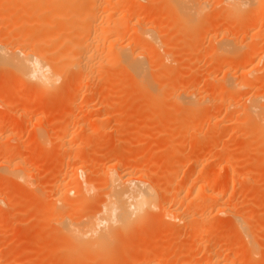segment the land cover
<instances>
[{
  "label": "rangeland",
  "instance_id": "obj_1",
  "mask_svg": "<svg viewBox=\"0 0 264 264\" xmlns=\"http://www.w3.org/2000/svg\"><path fill=\"white\" fill-rule=\"evenodd\" d=\"M145 1H146L145 3L146 5H147V2H152L151 0H145ZM160 1L161 2H159V0H155V1L153 0L151 4L154 3L156 5L157 4L156 2H159L158 3L159 5L160 3L163 4V0H160ZM202 1L207 2V6H206L207 8H205L206 10L204 12V17H202L203 20H200L202 21L201 25L203 28L200 27L199 30L196 32V34L189 35L187 32L188 34L187 35L185 34V31H186L185 29L184 30L181 29L182 31H180L181 27L177 28L179 24H177L176 20H174L175 17L171 15L173 18L171 19L170 16L168 17L166 15V12L164 10H163L164 15L163 14L159 15L160 16L159 21H160L161 27L159 26L160 28L158 27L157 29L158 36L156 38H157L158 44L155 43L156 47L154 46L155 47L154 54L156 52L157 53L159 52V53L157 54V56L154 55V58L153 57L151 58L152 60L149 59V62L151 60V62L149 63V65L151 64L150 65L151 67H149L150 69L149 74H150V77L155 82L154 83L155 84L154 86H156L155 89L159 90V88H162L159 91L155 90L157 94L153 92V95L154 96L158 95L157 101L159 100L161 102L160 103L161 105L163 106L165 105V107H169L170 112H171V108L173 110L172 112L175 111L174 108H176V111H178L177 110L178 107L176 105H173L170 102L171 99H169L170 96L168 97V93L166 89V85L169 79L168 75L170 73L169 69L171 70L173 69L174 72H177V75H178L176 76L177 80L175 79L177 81L176 85L187 84L193 78H196L194 77V75L199 77V79H197L198 77L196 78L197 83L195 84L197 92L200 93L201 91V93L209 94L211 98L209 101L206 102L205 106L202 109H200L203 114H201V117L199 118L197 116V118L200 120L199 125L197 123V120L194 121L195 119L192 121V125L190 123V126H191L190 134L193 132V128H194L193 126L197 127V129L200 131L199 140L197 141L199 144L198 143L197 144L199 147L204 148L203 152H197L195 148L190 147L188 145L185 147L176 148V150L179 149L177 152L176 150H173L175 148V145L173 146L174 148L170 146L171 148H173L172 150H170L168 147L169 145L167 146V144L169 143L168 141L170 140L169 135L167 134L169 133V131H167L166 133V131L163 130L165 128L164 126H166L163 120L166 118L164 114H163L164 119L163 117L161 118L160 117L161 115L159 116L160 112L158 113L157 111L159 109H161V111H164L165 109L164 110L162 109L164 107L158 105L159 101L156 104L155 103L151 104L150 101H148L147 97L145 98V96H143L142 94L139 95L138 92L136 93L135 90L133 91L132 85L129 83V80L127 81L125 77H122L120 72H118L119 71L118 67L114 65L113 61L111 60H105L102 63L101 67L99 68L100 72L105 77L104 80L101 78H98L99 73L97 72L95 74L96 77L94 79H91L86 82L79 81L78 76H76L74 72H69V71L67 72L68 68H64V65L57 64L60 67V70H61L60 72L62 73L61 75L63 77L58 80V82L56 83V87L53 90H49L46 92H41L40 89H38V87L35 86V82L33 80L32 81L20 80L18 77L15 76L14 72L10 70L7 66H3L2 68H0V101L2 102V103L0 102L1 104L0 117L2 118L4 117L3 121L5 125L7 126L6 127L4 124L1 125L2 122L0 123V133L2 134V132H4L2 135L0 134L1 136L0 137V148L4 147L3 144L6 142H8L5 144L6 146L7 145L15 146V144L17 145V141H18V146H21V149H22L21 151L23 152V158L25 159V162L27 163L28 161V164L30 165L29 169H31V166H32V169H33L32 171L34 173L31 172V175H32L31 177L33 178V180L32 179L31 180L35 182V183L32 182V186L34 185L33 187L32 186L23 187L22 185L21 187L17 183L14 184V182L13 183L8 182V184H6L7 186L5 188V191L2 192V193L6 192L8 201H6V205H4L3 203L4 206L2 208H3L4 213L2 217H0V238H1L0 239V264H57V263L58 264H65V263L66 264H100V263L101 264H125L126 262H127L126 264H128L132 261H133V264H136V263L142 264L143 263L142 261H144L143 264H146V263L156 264L158 261H161V262L164 261L166 262V264H195L196 261H197L196 263H201L205 260L204 259L205 257L203 256L204 254H202L201 250H202V245L207 240V238L217 239V242L219 241L220 244H221V241H223L221 244L222 247L221 246L217 247V249L220 250L219 253L221 255V258L233 257L229 255L231 254L230 252L228 254V247L231 242H235V241L237 242L239 240L238 243L243 242L246 246V242L248 240L244 238L240 233L235 232L234 229L232 228L233 224L231 220L232 219L231 215L229 214L230 218L228 214H223L222 216L220 215V217H218V215L216 216L215 211H216L217 206L215 205L216 207L213 206V209H212V206L211 207L208 206L209 208L208 207L206 208V212L208 210L207 214L209 213L208 216L211 215L208 218L209 220H211L212 223L214 222L213 223L214 227L212 226V229L210 228L209 231L208 229L204 231L201 230V232L199 230V234L197 233L198 240L196 239L195 240L196 242L192 241V238H189L191 237L190 236L191 232H193L191 230H194V229L196 230V227L192 229V226L191 228L189 227V225L187 226L188 223L186 224V221L188 220L185 221V224L179 220H173L172 222L171 219L162 217L160 210H159L160 212H157L158 209L157 210L155 209L156 211L152 210L151 213L149 212V214L144 215L143 221L140 222L141 224H139V222H136L132 225V227L131 226L128 227L129 230L128 229L124 230L125 232L124 231L114 232V235H112V238H110V240H108V242L103 244L102 246L92 245V249L85 250L83 248H80L77 251L71 250V248L67 247L68 248L67 250L63 245H61L62 242H59L61 241V239L59 237H58L59 239L57 238L58 235L56 236V234H58V231H57L58 225L54 221L55 214L49 211L48 209H46L45 208L46 205L44 204L42 206L41 204L37 203L38 205H41V208H39L36 202L33 201L32 199L33 194L35 193V190H37L43 197L46 196L45 200L47 199V201H49L48 199H51L53 198L52 196H55V194H53V191L55 193V192H58L57 190H59V193L61 194L64 192L63 198L65 199V203L71 204L72 206L79 205L78 207H80L79 208L80 210L78 209L79 211L75 212L72 215L73 216L72 219H75V218L79 219L81 216L84 217L88 215H93L97 211V208H99L98 204L102 197L101 195L104 194L105 192L104 190L102 191L101 188H98V186L103 181L104 174L106 172L105 169L108 166L107 165L108 163H106L107 162L106 152L111 150L112 148L113 149L120 148L122 151L121 159H123V161L129 160L127 161V163H129L128 166L125 165L126 167H124L127 171L129 169H130L129 171H131L132 168L134 172L137 171L138 174L136 175L134 174L135 176L133 175V178L135 177L137 178L141 175V177L146 176L145 178L146 179L148 178V180L153 181V178L154 180L157 179L159 180V182L153 181L155 182L154 183L155 186L156 185L158 186V183L161 185L162 182H165L166 180H164L163 178L167 177L169 179L170 181L169 184H168V180L166 181L167 184L164 183L167 186L168 185L169 186L168 187L166 185L162 186V187L164 186L167 187V188L164 187V190L166 193H163L164 191L162 192V190L158 193V194L162 193V196L159 195L161 196V198L159 197V199L164 202V205H166V207L164 206L165 208H168L167 206L169 207L172 206L171 200L173 199V194L176 192L180 184L182 185L183 182L185 183V185L186 184L188 185V183L190 182L193 183L192 181H194L195 178L197 177V175L195 174L196 170L194 168H191V167H194L193 165H195L193 162H196L199 159L200 160L205 159L204 161H207V163L211 165L215 163V159L217 158L216 156H219L221 152H225V151L231 152L232 156H234L233 159L236 158L235 162H233V159H232L233 165L236 163V165H234L235 169L238 168L236 172L240 176L241 174L243 176L245 175L246 176L245 178L241 176L242 179L240 178L239 181H237L236 185L234 186L236 188L233 187L234 190L230 189L231 192L228 191L229 195L227 194L226 200L228 201V199L231 198L228 201V205H230V208H232L234 211L238 210L239 212H243V213L245 212L249 218L251 216H254L253 218L255 220L252 219L251 217L250 218L252 219L251 221H256L257 219L258 222H253V223L251 222L252 225H255V227L252 226L250 223L251 225L249 227L250 230H253V228H256V226H260V225H261L260 227L261 229L264 228V227L262 228V226H264V177H263L264 175L262 174L264 172V168L260 167L261 170L262 169L263 170L262 171L258 170V167H257L258 162L256 161L257 154L259 156L261 155V153L259 152V150L261 149L259 143L261 142L259 143L257 142L256 145H254L255 144L254 142L256 141L253 140L255 135L251 134L252 131L251 133H249L250 130L245 131L247 132V134L249 135L251 134L250 135L252 138L251 140L250 136L248 137L247 134H245L246 135L245 136L243 134L244 132H242L240 129L237 130V127H239L238 125L237 126L233 125L234 123L231 122V120H233L234 122V119H232L233 117H231V115L234 116V118L236 115H240L239 107L244 102V100L242 101V99L245 98V96L247 97L248 95L249 96L252 95L253 94L252 92H254L255 89L257 90L259 89L260 91H262V88L264 87V60L259 61L260 58H258V57H261L260 56L261 54L257 53L254 56L251 55V57H249V59L253 58L254 60L251 64H249V68L253 69L254 71V73L252 74L253 76L251 77L254 79V81H253L252 87L243 89L242 96H240L241 94H239L235 97L236 100L239 102V105H240L239 107L237 108L233 107L230 110H228L231 112L226 113V111H224L225 105H224V101L222 100V98H220V96L216 94V91L211 93V89L214 85L213 84L214 82H212L211 77L212 78L213 76L217 77L216 75H218V78H219V76L221 75L220 73H222V70L227 68L226 67L227 65L225 63L221 65V62L219 63L217 59L214 60L215 58L214 59H212L213 57L211 58L213 49L214 47H216L215 46L216 42L219 41L218 39L221 38V35H223L225 32L228 35H231V37H234V41L237 40L238 43L240 42L239 45L237 44L238 47L240 45L242 46V47L240 46L241 49L240 48L238 49L239 54H240V51L243 52L244 49L246 50V47L252 46V45H255L256 48H258V50L261 49L264 43V40H263L264 36L261 35L262 34L260 33L261 31H258L259 24L255 22H252V24L256 25V27L253 26L252 24L250 25V23H248L249 25L247 24L248 26L245 23L243 24L239 22V25L237 23L236 29L239 32L236 30L237 33H235V29L234 27L233 28L231 27V23H230L233 20L231 19L229 22V20H226V18H224L225 17L224 14L222 15L225 9V6L223 3H221L220 0H202ZM0 2H1L0 4H2L3 2L5 6L7 4L6 7L8 8V10L4 11V9H1V8H4L5 6L0 7V39H1L5 35H8V33L10 36H12L11 34L14 35V33L18 34L19 27L13 28V25L15 23H18L17 21H19V19L17 20L16 18L19 17V14L21 15V12L22 13L24 12L19 11L20 13L17 12L18 14H16L15 16L13 15L12 12H15L17 8H14L13 6L12 8L15 10L11 11L10 9L12 8L8 7V6L13 5V0H0ZM157 9L158 8L156 7V10ZM39 12L36 10L35 5L33 4L31 12L28 13L26 16V20H27L26 22L34 26L41 25L43 30H46L48 26L46 25V23H43V20L41 19L40 17L41 15ZM263 12L264 11L262 10V13ZM23 15L25 16L26 13L22 14L21 18L24 17ZM147 16L148 15L145 16V19L147 18ZM148 17L150 19V16ZM142 19L144 20V18ZM15 20L17 21L15 22ZM204 21H206L208 25L206 24V22L204 24ZM131 22H132L131 20L128 21V26ZM175 22L177 25H175ZM226 22L228 23V26H230L229 28H231V30L229 29L230 32L228 31L226 32V30H224V28L227 26ZM247 27L249 29L248 31L250 35L253 32L255 34L259 33L258 35H255V40L250 39L249 38L250 35H245L242 32L243 30L247 29ZM20 29H23V28H20ZM129 35L130 34L128 32L125 33L121 39V43H124L125 41H127V39L129 38ZM13 46L15 47V45ZM13 46L12 44H10L9 47L13 48ZM238 50H237L236 55H238ZM100 56H102V54L99 53L97 57L99 58ZM96 61H98V59H96ZM216 61L219 63V65L223 66V69H221V67L219 68L221 70L216 68L218 67V64ZM166 70L167 72L169 71L168 75H166L165 73ZM235 70L236 68L232 69L235 76L240 77V70L239 72L238 70L237 72ZM217 72L218 74H216ZM19 80L22 82H20ZM70 84L72 85V87ZM67 86L69 87L67 88ZM105 93L109 94L107 95L109 104L107 105L105 109L103 108L99 112V110H96L97 109L96 107H98L97 105H99L100 101L104 99L103 97H105L104 96ZM109 97H110L111 102L109 101ZM121 97H124V98H121ZM153 102L155 101L153 100ZM169 103H171L173 107ZM125 106H126V109H125ZM236 109L237 110L239 109V111H237ZM154 111H157L158 115H156L157 113L156 112L154 113ZM167 111L165 110V112L163 113H166ZM218 113H219V116L217 115ZM230 113H231L230 115L231 120L229 119ZM213 114H216L218 118L220 117V118L226 119V121L229 120L230 122L227 121V123L228 122L229 124L232 123V128L234 127L235 128L233 130L231 128L232 131L228 130V132L219 130V132L215 133L217 136L213 135L214 133L209 135L208 134L209 132L207 129H209L208 128L209 124L210 125L212 124L209 122L210 118L208 117L211 116V120H212L213 116L216 117V115H213ZM227 115H228V118H226ZM5 116L6 117L8 116L9 120H12V122H9ZM5 119L7 120L6 122H5ZM36 120H41V124H39L41 126H37V124H35L37 122ZM235 121H236V118H235ZM10 123H14V124L10 125ZM14 125L15 126L17 125V126L15 127ZM64 126L65 127L67 126L66 132H64L65 131ZM14 129L16 130L14 131ZM60 130H61V133H60ZM160 131H165V132H160ZM204 131L206 132L205 134H204ZM236 132L238 133V136L240 134L239 137H237ZM64 133H66L67 136L64 138V140H62L61 136L65 135ZM241 133L244 135V140H243V135ZM200 138L202 139L200 140ZM247 138H249L250 141ZM40 140L43 141L44 143L41 142ZM257 145L259 149H257L258 148ZM255 149H257L259 153L255 151ZM262 149L260 151L264 153ZM172 153L175 156L172 155ZM194 155H196V158ZM254 157L255 159H253ZM262 157L263 155L260 156L259 159L257 158V160L258 161L260 159L262 160ZM189 158H193L192 159L193 161L192 160L188 161ZM82 160L83 161L86 160L87 162H85L86 166L83 165L85 167L82 166L85 169V170L83 169V172L84 171L85 172H84V176H81L79 174V176L81 177V180H80V177H79V180L80 182H82L83 179L85 180L88 178L89 180L94 181L93 182L94 184L90 191L87 190L89 192H86V190L84 191L80 189L82 190V196H78L81 193L77 194L78 192H80L78 191L79 188L77 189L79 185L76 186L77 183L73 182L75 177L74 178L72 177L74 176L72 169L73 167H74V170L77 168H80V166L83 163ZM191 162L193 163V165ZM252 163H256V164H252ZM172 164H174V166ZM243 167L246 168V171H247V172L245 171L246 173H244ZM247 167L248 169L251 168L250 171L252 170L253 172H250V173L252 174L249 173V170H247ZM139 168L142 170H140ZM254 168L257 169L258 171L255 170ZM187 171H190V172H187ZM134 172H132V174ZM185 173L187 174L191 173V175H189L190 177L187 178L186 176L185 178L184 177ZM168 176H170L171 178ZM229 176H230V173L227 175L228 178L225 176L226 178L225 180L227 181L226 184L228 185L231 183V180H230L231 177ZM144 177L142 178L145 179ZM241 180L244 182H242ZM59 183L60 184L63 183L65 186L63 184L60 185ZM170 183H171V189H170ZM59 185L62 186V189H64L63 191L62 189L60 190L61 187ZM160 185L159 187L161 189ZM7 187L10 189H7ZM79 187L82 188L81 186ZM75 188H76V191H75L76 193L74 192ZM158 188L155 187L157 192L160 190V189L158 190ZM30 189H32L34 193H32ZM40 189L43 191V193ZM67 189L71 190L70 191L71 196L69 195V193H68V196L65 194ZM97 189H101V191L99 190L97 191ZM92 190L94 191V195L92 193L93 192ZM261 190H263V192ZM21 191L25 195H23ZM173 191L175 192L172 194V198H171L170 196ZM165 196L168 199L165 198ZM190 198H192V194L188 195L187 198H185L186 201L182 203L183 205L181 204L182 208L184 210L186 209V213H187V210H189L188 212L193 213L192 211H190V209L194 211L193 207L190 205L191 204ZM90 199H92V203L88 205L89 204L88 202ZM166 199L168 201H166L165 203ZM24 201L26 203H24ZM77 202H79V204H77ZM163 202L160 201V204L162 203L161 204L162 207H163ZM33 203L34 205H37V206H34ZM231 204L235 209L231 207ZM9 206L11 207V211H10ZM42 208L44 211L42 210ZM6 213L8 216L6 215ZM191 213H188V214L190 215ZM43 214L46 215L49 219L46 218V216H44ZM33 216H36V217H33ZM42 216H43L45 223L47 222L46 226L44 225L45 223H43L44 222L43 219L40 218ZM226 216L229 219H227ZM212 218H214V220ZM39 222L43 223L41 224V226L44 225L43 228L39 227L40 226ZM7 224L9 225L7 226ZM178 224L179 226H177ZM185 225L186 227H189L188 229L190 230H188L185 227ZM5 227L7 230L5 229ZM176 227H179V228H176ZM261 229L260 231L258 230L259 232L257 231L259 233L258 234L259 236L257 235L256 238L251 237L253 240H251L250 238V241L253 242V245H254V247L251 250L252 253L246 252V249L244 250L245 247L241 248L243 253L239 252L242 255L238 254V256L240 257L239 263L237 262L238 264H264V232ZM53 235H55V237ZM33 236L36 239L33 238ZM220 236H223V238H221ZM235 238L237 239L235 240ZM227 240H229L230 242ZM202 241L204 242L202 243ZM56 243H59V246H62V248L61 247L60 249L56 248L55 250L54 248H55V245H57ZM133 248L134 249L136 248V249L134 250ZM63 249L65 251L67 250L66 251L67 255H65L64 252H61L62 255H64V256L60 255L59 258L61 259V261L58 258L59 256L58 254H55L57 256V258L55 259L54 252L62 251ZM88 250L90 251L88 252ZM70 255L72 256V258H70L71 257ZM232 255H234L233 252H232ZM66 256L70 258L71 262L69 261V258ZM143 256L145 260L147 259V261L143 259ZM238 256H234L233 258L236 257L235 259L236 261H238L237 260L239 259ZM139 259L141 260L139 261ZM242 259L243 261H241ZM50 260L51 262H49ZM64 260L66 262H62Z\"/></svg>",
  "mask_w": 264,
  "mask_h": 264
},
{
  "label": "bare ground",
  "instance_id": "obj_2",
  "mask_svg": "<svg viewBox=\"0 0 264 264\" xmlns=\"http://www.w3.org/2000/svg\"><path fill=\"white\" fill-rule=\"evenodd\" d=\"M151 1L153 2V0H151ZM220 1L225 6V9H224L222 15L224 14V16H225L224 18H226V20H229V22L231 19L233 20L230 23H231V27L232 28L234 27L235 33H237L236 32L237 23H238V25H239V22L243 23V24L245 23L246 25L248 23H250V25H251L252 22H255V23L259 24V25L257 24L259 26V27L257 26L259 28L258 31H261L260 32V33H262L261 35L264 36V12L262 13V10L264 11V0H220ZM152 2H147V5H146L145 0H13V5L8 6L9 8L10 7L12 8L13 6H14V8H17L16 10L13 8L10 9L11 11L15 10L16 13L12 12L13 15L16 16V14L20 13L19 11H23L24 13H26V15L25 16L23 15L25 18L24 17L21 18V15L24 14L21 12V15L19 14V17L16 18L17 20L19 19V21L15 20V22L17 21L18 23H15L13 25V28L19 27L18 28L19 29L18 34L14 33V35L11 34L12 36H10L9 33L7 32L8 35H5L4 37H2L0 39V68H2L3 66H7L10 70H12L14 72L15 76L18 77L20 80H22V81L23 80H29V81L33 80L35 82V86L38 87V89H40L41 92H46L49 90H53L56 87V83L58 82V80L63 77L61 75L62 73L60 72L61 71L60 67L57 64L64 65V68H68V70L66 69L67 72L68 71L74 72V74L76 76H78L79 81L86 82V81H89L91 79H94L96 77L95 74L97 72L99 73L98 78H101L104 80L105 77L100 72L99 68L101 67L102 63L105 60H111V61H113L114 65H116L118 67V69H119L118 72H120L122 77H125L127 79V81L129 80V83L132 85L133 91L135 90L136 93L137 92L139 93V95L142 94L143 96H145V98L147 97L148 101H150L151 104L152 103L156 104L159 100L157 101L158 95L157 96L153 95V92L157 94V92L155 91L157 89H155L156 88V86H154L155 82L153 81V79L150 77V74H149V70H150L149 67H151L150 66L151 64L149 65V63L152 60L151 58L152 57L154 58V55L157 56V54L159 53V52L158 53L156 52L154 54L155 47H156L155 43H157L156 37L158 36L157 35L158 34L157 29L159 26L161 27V24L159 21V19H160L159 15L163 14V10H164L166 12V15L168 17L170 16L171 19H173L171 15H173L175 17L174 20H176L177 24H179L177 26V28L181 27L180 31H182L181 29H183V30L185 29L186 30L185 34H187V32L189 35L196 34V32L199 30V28L202 27V25H201L202 21H200V20H203L202 17H204V12L206 10L205 8H207L206 7L207 2L202 1V0H163V4L160 3V5H159L158 3L161 2L159 0V2H156L157 6L154 3H153L154 5L151 4ZM33 4L35 5L36 10L38 12L40 11L39 13L41 16L40 15L39 16L43 20V23H46V25L48 26L46 30H43L41 25L34 26V25H31L30 23L26 22L27 21L26 16L28 13L31 12ZM4 6L5 5L2 2V4H0V7H4ZM6 6H7V4H6ZM5 7L1 8V9H4V11L8 10V8L6 7L7 8L6 9ZM156 7L158 8L157 10H156ZM10 10H9V12H10ZM28 11H30V12H28ZM43 11H44V13H43ZM4 13H6V12H4ZM6 15H8V14H6ZM144 15L150 16V19L148 16H147V18L149 20L147 18L145 19ZM141 16H142V18H144V20L141 18ZM20 18H21V20H20ZM224 18H223V20H224ZM130 20L132 22L130 23L131 25L129 24V26H128V21H130ZM176 22H175V25H177ZM205 22L206 21H204V24H205ZM230 23H229V25H230ZM206 24H207V22H206ZM253 26L256 27V25H253ZM229 27L230 26H228V23H227V26L224 28V30H226V32L227 31L230 32L231 28H229ZM20 28H23V29H20ZM249 28H251V27H249ZM248 30L249 29L247 27V29L243 30L242 32L245 35H250ZM16 31H18V30H16ZM127 32L130 34L129 38L124 43H121V39H122L123 35ZM240 34H241V32H240ZM258 34L259 33L255 34L253 32L249 36V38L252 40H255V35H258ZM261 35H260V37H261ZM218 40L219 41H217V42L215 40V42H216L215 46L216 47H214V49H213V52L211 54L212 55L211 58L212 57H213L212 59L215 58L214 60L217 59L219 63L221 62V65H223V63H225L227 65L226 66L227 68L223 69V66L219 65V63L216 61L218 64V67H216V68L219 69L221 67V69H223L222 70L223 74L220 73L222 76L220 75L221 77L219 76V78H218V75H216L217 77H214V76H213V78L211 77L212 82H214L213 83L214 85L211 89V93L216 91V94H218L220 96V98H222V100L224 101V105H225L224 111H226V113H228V112H231V111H228L231 108H233V107L237 108L240 106L239 102L236 100L235 97L239 94H241L240 96H242V94H243L242 92H243L244 88L252 87L254 79L251 77L253 76L252 74L254 73V71H253V69L249 68V64H251L254 60H253V58L249 59V57H251V55L254 56L257 53H260L261 57H258V58H260L259 61L264 60V43H263L261 49H259V50H258V48H256L255 45H252L253 47L248 46V47H246V50L244 49L243 52L240 51V54H239L238 49L239 48L241 49L242 46L240 45L241 47L240 46L238 47L240 42L238 43L237 40L234 41V37H231V35H228L227 33L224 32V34L221 35V38ZM10 44H12V46L15 45V47L13 46V48H10L9 47ZM237 50H238V55H236ZM99 53L102 54V56H100L98 58L97 55ZM96 59H98V61H96ZM149 59H151L150 62H149ZM235 66H237V67H235ZM233 68L234 69L236 68V70H235L236 72H237V70H238V72L240 70V77L235 76V74L232 71ZM221 69H219V70H221ZM169 71H170V73H169ZM169 71L167 72V70H166V72H165L166 75H168V73H169V75H168L169 79H168V83L166 85V89H167L168 97L170 96L169 99H171L170 102L173 105H176L178 107V109H177L178 111H176V108H174L175 111L172 112L173 110L171 108V112H170L169 107H165V105L164 106L161 105L160 101L158 102V105L163 106L164 108L161 107L163 110L164 109L166 111L168 110L167 112L169 113V115L167 112H166L167 114L163 113V112H165V110L164 111H161V109L157 110L158 113L160 112L159 116L161 115L160 116L161 118L163 117V114L166 118V119H164V117H163V119L165 120V121L163 120V122H164V124H166V126H164L165 128L164 127H162V128H164L163 130H165L166 133H167V131H169V133H167V134L169 135L170 140L168 141L169 143L167 142L168 143L167 146L169 145L168 146L169 149L172 150L174 148L173 146L175 145V148L173 150H176V148H178V147H185L188 145L190 147L195 148L197 150V152H203L204 148L199 147L198 146L199 143L197 142L199 140L200 131L197 129V127L193 126L194 127L193 132L191 131L192 133L190 134V127H191L190 123L192 125V121L195 119L194 121L197 120V123L199 125L200 120L198 118L201 117V114H203L200 109H202L205 106L206 102L210 100L211 96L209 94H206V93H201V91H200V93L197 92L195 84L197 83L196 78L198 76L194 75V77H196V78H193L187 84L176 85L177 84L176 83L177 82L176 76H178L177 72H174L173 69L172 70L169 69ZM216 74H218V72ZM197 79H199V77ZM22 81H20V82H22ZM17 83H19V82H17ZM19 85H21V84H19ZM68 87L69 86H67V88ZM71 87H72V85H71ZM161 89L162 88H159V90H161ZM159 90H157V91H159ZM208 90H210V89H208ZM70 91H72V90H70ZM112 93H114V92H112ZM252 93H253L252 95H250V96L248 95L249 97L245 96L246 99L245 98L242 99V101L244 100V102L239 107V109H240L239 114L240 115L235 116L236 121H235L234 116L231 115V113L229 114V119H230V115H231V117H233L232 119H234V122H233V120L230 119L231 122L234 123L233 125H236V126L238 125L239 127H237V130L240 129L242 132H244L243 133L244 135L247 134V132H245V131L250 130L249 133H251V131H252L251 134H254L256 137V139H255V137L253 135V137H254L253 140L256 141V142L253 141L255 143L254 145H256L257 142L258 143L261 142L262 144L259 143V145H260L261 149L263 148L262 150L264 152V87L262 88V91H260L259 89L258 90L255 89L254 92H252ZM105 94H104L105 97H103L104 99L101 100L99 105H97L98 107H96L97 108L96 110H99V112L103 108L105 109L107 107V105L109 104L108 96H107L109 94H106V95ZM248 94H250V93H248ZM121 98H124V97H121ZM237 99H238V97H237ZM151 100H152V102H151ZM153 100L155 102H153ZM109 101L111 102L110 97H109ZM145 101H146V99H145ZM171 103H169V104H171ZM172 104H171V106L173 107ZM0 106H1V104H0ZM166 106H167V104H166ZM144 107H145V105H144ZM125 109H126V106H125ZM239 109L238 110L236 109V110L239 111ZM5 111H7V110H5ZM157 111H154V113L155 112L157 113ZM158 113L156 115H158ZM213 115H216V114H213ZM217 115L219 116V113ZM217 115H216V117L213 116L212 120H211V116L208 117V118H210L209 122L212 124V125L209 124V127H208L209 129H207L209 132L208 133L209 135L213 134V133H214L213 135H216L215 133L219 132V130L224 131V132L225 131L228 132V130H231V128H232V123L229 124V122H230L229 120H227V121H229L227 123L226 119H223L220 117L218 118ZM233 115H235V114H233ZM197 116H198V118H197ZM7 117H6V119L9 122H12V120H9V117L8 118ZM3 118L0 117V123L2 122L1 125L2 124L5 125ZM226 118H228V115ZM6 119H5V122L7 121ZM11 119H12V117H11ZM36 121L37 122L35 124H37V126H41V125H39V124H41V120H36ZM79 123H80V121H79ZM197 123H195V124H197ZM11 124H14V123H10V125ZM66 127L64 129L65 131L63 130L64 132H66V130H67ZM166 127L169 129H167ZM234 128H232V130ZM15 130L16 129H14V131ZM4 131H6V130H4ZM17 131H18V129H17ZM165 131H160V132H165ZM205 131H204V134L206 133ZM241 131H239V132H241ZM3 133L4 132H2V134ZM60 133H61V130H60ZM64 134L65 135L61 136L62 140H64V138L67 136L66 133H64ZM244 135H243V140H244ZM247 135H248V137L250 136L249 134H247ZM239 136H240V134H239ZM239 136L237 133V137H239ZM202 138H200V140ZM215 139H217V138H215ZM247 139H249V138H247ZM250 139L252 140L251 136H250ZM250 139H249V141H250ZM257 139H258V141H257ZM41 142H43V141H41ZM6 143H8V142H6ZM6 143L3 144L4 147L0 148V217H2V215L4 213L2 207L4 205H6V201H8L6 192L2 193L5 191V188L7 186L6 184H8V182H10V183L14 182V184L17 183L20 186L22 185L23 187H25V186L30 187V186H32V182L35 183L34 181H32L33 178L31 177L32 176L31 172L34 173L32 171L33 170L32 166H31V169H29L30 165L28 164V161H27V163L25 162V159L23 158V152L21 151L22 150L21 146H18V141H17V145L15 144V146L14 145H7L6 146L5 145ZM43 143H42V145H43ZM241 145H243V144H241ZM250 145H248V146H250ZM119 146H121V145H119ZM170 146L173 148H171ZM257 147H258V145H257ZM114 148H116V147H114ZM121 148H123V147H121ZM201 148H203V149H201ZM247 149H248V147H247ZM257 149H259V147ZM257 149H255V151H257ZM178 150H176V152ZM228 150H230V149H228ZM260 150H259V152L261 153L260 156L263 155V157H262V160L260 159L258 161L257 158L259 159L260 156L257 154L256 161L258 162V164H257L258 166L257 165L256 166L258 167V170H261L260 167L264 168V153H262ZM121 152L122 151L120 148L119 149H113L112 148L111 150L106 152V155H107V157H106L107 162L106 163H108L107 164L108 166L105 169L106 172L104 174V179L100 183V185L98 186V188H101L102 191L104 190L105 192H104V194L101 195L102 197H101L99 204H98L99 208H97V211L93 215H88V216H84V217L81 216L82 218L80 217L79 219H77V218L72 219L73 218L72 215L75 212L79 211L80 207H78L79 205L72 206L71 204L65 203V199L63 198L64 192L61 194V193H59V190H57L58 192H55V193L53 191V194H55V196H52L53 198L50 197L51 199H48L49 201H47V199L45 200L46 196L43 197L39 193V191L33 189V190H35V193H34L32 191V189H30L32 191V193H34L33 198H32L33 201H35L36 204L37 203L41 204L42 206H43V204L46 205L47 207L45 206V208L55 214L54 221L58 225V230H57L58 234H56V236L58 235L57 238L59 237L61 239V241L58 240L59 238L57 240L59 242H62L61 245H63L67 250H68V248H71V250H75V251L79 250L80 248L87 250V249H92V245L102 246L103 244L107 243L108 240H110V238H112V235H114V232H119V231L122 232L124 230H127L128 227H130V226L132 227V225L136 222H139V224H141L140 222L143 221L145 214L147 215V214H149V212L151 213L152 210L156 211L157 209H158L157 212L161 211L162 217L169 218L172 220V222H173V220H179L185 224V221L188 220V221H186V224L188 223L187 226L189 225L190 228L192 226V229L196 227V230L195 229L191 230L193 232H191V235H190L191 237H189V238H192V241H195L196 239L198 240L197 233L199 234V230L201 232V230L204 231V230L208 229V231H209L210 228L212 229L214 222L212 223L211 220H209L208 217H210L211 215L208 216L209 213L207 214L208 210L206 212V208L208 206H210V207L212 206V209H213V206L216 205L217 206V207L215 206L216 207V211H215L216 216L218 215V217H220V215L222 216L223 214H228V216L230 218V215H231V218H232L231 220H232V224H233L232 228L234 229V231L237 233H240L244 238H246L248 240L246 242V246L243 242L238 243L239 240L236 242L235 240L237 238H235V240H234L235 242H231L230 244H229L230 241L227 240V241H229L228 242V244H229L228 254L230 252L231 254H229V255H231L233 257L238 256V254L242 255L239 252L243 253L241 248H244V247H245L244 250L246 249V252L252 253L251 250L254 247V245H253V242L250 241V238L251 237H254V238L257 237V235L259 234L258 232L261 229L260 228L261 225L259 224L260 226H256V228H253V230H250L249 227L252 225L253 222H258L257 219H256V221H251L252 219H254L253 218L254 216H251L252 219H250L251 217L249 218L245 212L244 213L239 212L238 210L234 211L232 208H230V205H228V201L231 198H229L228 201L226 200L227 194L229 195L228 191H230V189L234 190L233 187L236 185L237 181H239L240 178L242 179V177L245 178V176H246V175L243 176L241 174V176H242L241 177L236 172V170L238 169V168L235 169V167H234V165H236V163L233 165V162L236 161V158L233 159L234 156H232L231 152H229V151L228 152L225 151V152H221V153L219 152L220 153L219 156H216L217 160L215 159V163H213L211 165L209 163H207V161H204L205 159L204 160L201 159L202 161L199 159L196 162H193L195 165H193V163L191 162L192 165L194 166L191 168H194L196 170L195 174L197 175V177L195 178L194 181H192L193 183L190 182V183H188V185L187 184L185 185V183L183 182L184 184L182 183V185L180 184L178 186V189L176 188L177 189L176 192L173 191L171 193L170 197L172 198V194L175 192L173 194V199L171 200L172 206H170V207L167 206L168 208H165L166 205H164V202L159 199V197L161 198L162 193L161 194H158V193L161 190H162V192L164 191L163 193H166L164 190V187L167 188L169 186V185L168 186L166 185L167 180H168V184H169V182H170L169 179L167 177H166L167 179L163 178L166 181L162 182L163 184L161 183V185L158 183V186L157 185L155 186L154 185L155 182H153V181L159 182V180H157V179L154 180V178H153V181H152V180H148V178L146 179L145 178L146 176L145 177L142 176L146 179L145 180L141 177V175L137 178L136 177L133 178V175L134 174L136 175L138 173H137V171L134 172L133 168L131 171H129L130 169L127 171L124 168V167L128 166L129 163H127V161H129V160L123 161V159H121V157H122ZM257 152H255V153H257ZM172 155H174V154L172 153ZM194 156L196 158V155H194ZM192 159L193 158H189L188 161H191ZM232 159H233V162H232ZM250 159H252V158H250ZM253 159H255V157ZM85 162H87V161L86 160L83 161L80 168H77L74 170V167H73V169H72L74 176H72V175L71 176L73 178L75 177L73 182L77 183L76 186L79 185L82 187V188H80L79 186L77 187V189L79 188L78 191H80L77 194L81 193L78 196H82V190H84V191L86 190V192H89L92 189L93 184H94L93 183L94 181L89 180L88 178L84 180L83 177H82V179H83L82 182H80L81 177L79 176V174L81 176H84L85 171L83 172V169H84L83 167L86 166ZM249 162H251V161H249ZM252 164H256V163H252ZM83 165H85V166H83ZM172 165L174 166V164H172ZM256 166H255V168H256ZM249 167H251V166H249ZM243 168H244L243 169L244 173H246L247 172L246 168L245 167H243ZM250 169L251 168L248 169V167H247V170H249V173L253 172L252 170L250 171ZM140 170H142V169H140ZM255 170H257V169H255ZM261 171H259V172H261ZM132 172H134V173L132 174ZM142 172H144V171H142ZM187 172H190V171H187ZM229 173H230L229 177H231V179H230L231 183L228 185V184H226L227 181L225 180L226 179L225 176L227 177V175ZM250 174H252V173H250ZM262 174L264 175V172ZM142 175H144V174H142ZM189 175H191V173H189V174L185 173L184 177L186 178V176H187V178H189L190 177ZM33 176H34V174H33ZM79 177H80V180H79ZM168 177H170V176H168ZM158 179H160V178H158ZM261 179H262V177H261ZM83 181H85V182H83ZM250 181H252V180H250ZM242 182H244V181H242ZM164 183H166V184H164ZM62 184H60V185H62ZM238 184H239V182H238ZM159 185L161 186V189H160ZM163 185H166L167 187L166 186L162 187ZM60 187H61L60 188V190H61L62 186H60ZM155 187H157V188L159 187L158 190L159 189L160 190L157 192ZM230 187H232V188H230ZM96 188H94V189H96ZM234 188H236V187H234ZM7 189H10V188L7 187ZM80 189H82V190H80ZM101 189H97V191L98 190L101 191ZM170 189H171V183H170ZM63 190L64 189H62V191ZM67 190H66L65 194L68 196V193H69V195L71 194L70 193L71 190L70 189H67ZM87 190H89V191H87ZM36 191H37V193H36ZM75 191H76V188L74 189V192ZM261 191L263 192V190H261ZM24 192H25V190H24ZM21 193L23 194L22 191H21ZM21 193H19V194H21ZM42 193H43V191H42ZM50 193H52V192H50ZM92 193L94 195V191ZM167 194H168V192H167ZM190 194H192V198H190V202H191L190 205L193 207L194 211L190 209V211H192L193 213L188 212L189 210H187V213H186V209L184 210L182 208V205H183L182 203L184 201H186L185 198H187V196ZM23 195H25V194H23ZM74 195H76V194H74ZM159 195H161V196H159ZM237 197H238V195H237ZM165 198H167V197L165 196ZM167 199L165 200V203H166V201H168ZM25 201H24V203H26ZM160 201L163 202V207L165 206L164 208L161 206L162 203L160 204ZM255 201H256V199H255ZM3 203H4V205H3ZM88 203H89L88 205H90L92 203V199H90ZM77 204H79V202H77ZM27 205H28V203H27ZM33 205H34V203H33ZM37 205H34V206H37ZM41 205H38L39 208H41ZM167 205H168V203H167ZM231 207H233L232 204H231ZM42 210H43V208H42ZM10 211H11V207H10ZM30 211H32V210H30ZM49 211H48V213H49ZM188 213H191V214L189 215ZM31 214H33V213H31ZM6 215H7V213H6ZM36 216H33V217H36ZM44 216H46V215H44ZM40 218L43 219V216ZM46 218H48V217L46 216ZM226 218H227V216H226ZM229 218H227V219H229ZM212 219L214 220V218H212ZM39 221H40V219H39ZM43 221H44V219H43ZM43 223H45V221ZM43 223L39 222V225H40L39 227L43 228L44 225L45 226L47 225L46 224L47 222H46L43 226H41V224H43ZM250 223H251V225H250ZM8 225L9 224H7V226ZM177 226H179V224ZM252 226L255 227V225H252ZM185 227H186V225H185ZM189 227H186V228L188 229ZM263 227L264 226H262V228ZM176 228H179V227H176ZM5 229H6V227H5ZM263 229H261V230L264 232ZM188 230H190V229H188ZM53 236L55 237V235H53ZM220 237L223 238V236H220ZM220 237H218V238H220ZM33 238H35V237L33 236ZM32 240H34V239H32ZM251 240H253V239L251 238ZM203 242L204 241H202V243ZM222 242L223 241H221V244H222ZM225 243H226V241H225ZM56 244L57 245H55V248H54L55 250H56V248L57 249H60V247L62 248V246H59V243H56ZM190 244H191V242H190ZM221 244L219 243V241L217 242V239H213V238L208 239L207 238V240L203 243L202 250H201L202 254H204L203 256L205 257L204 258L205 260L204 261L202 260L203 262H201V263H196L197 262L196 261L195 264H238L240 261L239 256H238L239 259H237L238 261H236V259H235L236 257L235 258H233V257L221 258V255L219 253L220 250L217 249L218 246L222 247ZM137 247H139V246H137ZM64 249L62 251L57 250L59 253L54 252V255L58 254L59 255L58 258L60 257V255H62L61 252H64V254L67 255L66 254L67 250L65 251ZM43 251H44V249H43ZM89 251L90 250H88V252ZM232 252L234 253V255H232ZM55 256H54V258L56 259L57 256L56 257ZM62 256H64V255H62ZM66 257H68V256H66ZM70 258H72V256ZM70 258H69V261H70ZM50 259H51V257H50ZM143 259L145 260L144 256H143ZM2 260H4V259H2ZM140 260L141 259H139V261ZM60 261H61V259H60ZM145 261H147V259ZM241 261H243V259ZM49 262H51V260ZM62 262H66V261L64 260ZM142 262L144 263V261H142ZM163 262L158 261L156 264H166V262H164V263ZM130 263L133 264V261ZM130 263H128V264H130ZM138 263H140V262H138ZM146 264H148V263H146Z\"/></svg>",
  "mask_w": 264,
  "mask_h": 264
}]
</instances>
